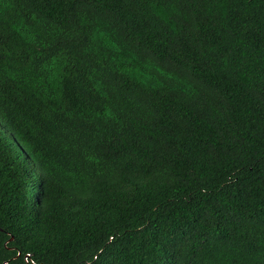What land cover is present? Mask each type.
<instances>
[{
  "label": "trees",
  "instance_id": "16d2710c",
  "mask_svg": "<svg viewBox=\"0 0 264 264\" xmlns=\"http://www.w3.org/2000/svg\"><path fill=\"white\" fill-rule=\"evenodd\" d=\"M0 264H264V0H0Z\"/></svg>",
  "mask_w": 264,
  "mask_h": 264
}]
</instances>
